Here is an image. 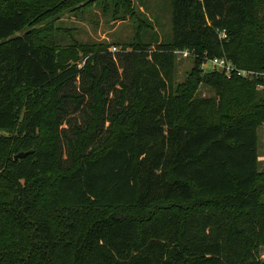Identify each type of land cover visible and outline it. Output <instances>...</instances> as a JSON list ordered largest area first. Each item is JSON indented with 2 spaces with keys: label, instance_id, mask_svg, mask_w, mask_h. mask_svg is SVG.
<instances>
[{
  "label": "trees",
  "instance_id": "1",
  "mask_svg": "<svg viewBox=\"0 0 264 264\" xmlns=\"http://www.w3.org/2000/svg\"><path fill=\"white\" fill-rule=\"evenodd\" d=\"M171 3L170 41L138 35L130 49L89 47L60 64L28 27L29 7L0 0V264H264V0ZM185 50L196 67L176 85ZM213 58L232 76L201 68ZM197 82L219 105L191 97ZM10 147L34 151L15 160ZM51 170L50 200L39 173Z\"/></svg>",
  "mask_w": 264,
  "mask_h": 264
},
{
  "label": "rangeland",
  "instance_id": "2",
  "mask_svg": "<svg viewBox=\"0 0 264 264\" xmlns=\"http://www.w3.org/2000/svg\"><path fill=\"white\" fill-rule=\"evenodd\" d=\"M13 1L17 5L29 7L30 22L33 25L29 24L28 27L35 28L38 37H41L46 45L55 50L60 64L74 62L75 58L80 60L89 47H105L113 53L122 50L124 47L130 49L131 45L136 42L138 35L142 42L151 44V47L159 42L170 41L172 37L171 0H128L130 2L128 8L123 7L124 5L120 6L117 8V12L113 4L114 0H75L76 3L72 1L70 4L69 0ZM105 6L109 8L105 10ZM139 24H142L143 29L139 28ZM195 67L194 55H189L187 50L177 52L174 72L176 85L185 82ZM202 67L205 70H212L210 61L207 59L201 63ZM258 75L260 76V73H255V78ZM226 76L231 77L232 75L226 74ZM263 86L258 83L255 88L264 96ZM191 97L194 99H214L217 105L221 101L220 94L212 85L201 82H197V87ZM51 100V96H48L41 107L45 112L47 121L43 122L37 143L40 148L45 149L50 148L54 143L55 126L52 118ZM189 100L192 99L188 97ZM184 103L181 102L178 106L184 105ZM179 109H185V107L180 106ZM22 120L23 116L20 122ZM108 124L109 122H107ZM61 127H68V124L65 122ZM19 128L20 123L15 133ZM258 135L259 156L261 158L259 170L261 181L264 182V123L258 127ZM62 149L66 150L65 143ZM25 151L33 153L34 149H21L19 152ZM19 152H15L10 147L7 155L14 159V156ZM58 174L57 170L39 173L43 177L40 186L43 198L52 199L55 191V178ZM45 201H42V205L46 203ZM20 257L23 258V255ZM260 259L264 263V246L260 248Z\"/></svg>",
  "mask_w": 264,
  "mask_h": 264
},
{
  "label": "built area",
  "instance_id": "3",
  "mask_svg": "<svg viewBox=\"0 0 264 264\" xmlns=\"http://www.w3.org/2000/svg\"><path fill=\"white\" fill-rule=\"evenodd\" d=\"M223 36H226L223 32ZM210 65L212 67V70L218 69L221 71H225L226 74L230 75L233 70L235 69L230 62H228L225 58H213L210 59ZM242 75H251L253 74V71H239ZM260 76L264 78V72L260 73ZM264 88V86H263Z\"/></svg>",
  "mask_w": 264,
  "mask_h": 264
},
{
  "label": "water",
  "instance_id": "4",
  "mask_svg": "<svg viewBox=\"0 0 264 264\" xmlns=\"http://www.w3.org/2000/svg\"><path fill=\"white\" fill-rule=\"evenodd\" d=\"M30 153H31V151L19 152L18 154H16L14 156V159L17 160L19 158H24V157H26Z\"/></svg>",
  "mask_w": 264,
  "mask_h": 264
},
{
  "label": "crops",
  "instance_id": "5",
  "mask_svg": "<svg viewBox=\"0 0 264 264\" xmlns=\"http://www.w3.org/2000/svg\"><path fill=\"white\" fill-rule=\"evenodd\" d=\"M259 160H261V158Z\"/></svg>",
  "mask_w": 264,
  "mask_h": 264
}]
</instances>
